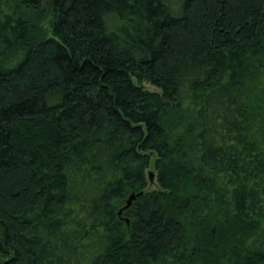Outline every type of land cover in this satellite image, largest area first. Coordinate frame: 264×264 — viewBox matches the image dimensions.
<instances>
[{"label": "trees", "instance_id": "1", "mask_svg": "<svg viewBox=\"0 0 264 264\" xmlns=\"http://www.w3.org/2000/svg\"><path fill=\"white\" fill-rule=\"evenodd\" d=\"M0 264H264V0H0Z\"/></svg>", "mask_w": 264, "mask_h": 264}, {"label": "water", "instance_id": "2", "mask_svg": "<svg viewBox=\"0 0 264 264\" xmlns=\"http://www.w3.org/2000/svg\"><path fill=\"white\" fill-rule=\"evenodd\" d=\"M150 180H151V183L154 182V174H153V173L150 174ZM141 196H142V194H139V195H137V196H136V195H131L130 198L127 200V204H126V206H125V207H124L119 213L121 214V213H123V211L129 209V208L132 206L133 202H134L138 197H141Z\"/></svg>", "mask_w": 264, "mask_h": 264}, {"label": "rangeland", "instance_id": "3", "mask_svg": "<svg viewBox=\"0 0 264 264\" xmlns=\"http://www.w3.org/2000/svg\"><path fill=\"white\" fill-rule=\"evenodd\" d=\"M147 89H149L150 91H159L157 88L153 87L150 84H146L145 85ZM150 189L154 190V189H159V184L156 180V178H154V182L151 184Z\"/></svg>", "mask_w": 264, "mask_h": 264}]
</instances>
